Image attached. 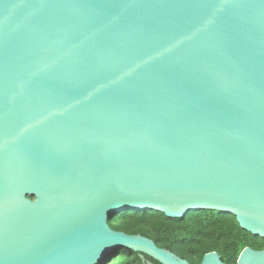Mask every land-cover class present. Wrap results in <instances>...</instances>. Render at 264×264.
Returning a JSON list of instances; mask_svg holds the SVG:
<instances>
[{
  "label": "water",
  "instance_id": "obj_1",
  "mask_svg": "<svg viewBox=\"0 0 264 264\" xmlns=\"http://www.w3.org/2000/svg\"><path fill=\"white\" fill-rule=\"evenodd\" d=\"M127 211L264 240V0H0V264H190Z\"/></svg>",
  "mask_w": 264,
  "mask_h": 264
},
{
  "label": "trees",
  "instance_id": "obj_2",
  "mask_svg": "<svg viewBox=\"0 0 264 264\" xmlns=\"http://www.w3.org/2000/svg\"><path fill=\"white\" fill-rule=\"evenodd\" d=\"M111 229L151 239L190 264H200L205 254L216 252L225 264H236L246 247L264 250V240L241 230L232 216L217 212H189L184 219H169L151 211L122 212L109 222ZM158 264L139 253L115 250L103 264Z\"/></svg>",
  "mask_w": 264,
  "mask_h": 264
}]
</instances>
